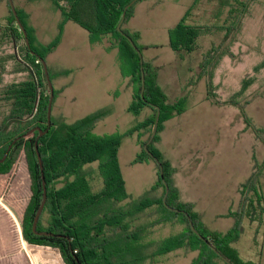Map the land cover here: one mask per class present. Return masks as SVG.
<instances>
[{
  "label": "trees",
  "instance_id": "1",
  "mask_svg": "<svg viewBox=\"0 0 264 264\" xmlns=\"http://www.w3.org/2000/svg\"><path fill=\"white\" fill-rule=\"evenodd\" d=\"M51 1L62 14L59 31L51 42L41 46L34 45L26 16L17 7L16 12L26 30L30 49L18 28L9 32L0 28L2 38L9 35L13 39L19 37L22 40V55H19L18 63L29 74L23 81L0 85V179L10 172L17 155L23 149L32 191L22 218L23 237L26 241L56 247L66 264H153L161 254L179 248L198 251L191 264H214L215 258L222 260L217 252L231 264H258L242 260L232 243L238 239L245 220L264 223V198L259 190L264 158L261 162H253L250 174L239 185L237 207L229 212L233 223L224 232L207 228L192 204L179 200L173 181L175 169L163 158L157 143L164 122L185 110L186 99L181 97L172 101L168 98L158 85L157 69L152 60L143 57L141 64L139 54L127 38L130 37L140 51L144 49L139 43V32L125 27V23L133 16L134 5L140 0L127 9L124 8L131 0ZM199 1L194 0L180 21L168 29L169 46L173 50L190 53L195 49L203 26L188 23V17ZM252 1L254 0H241L236 6L235 0V4L231 0H223L222 5L229 6L227 33L239 27ZM124 11L121 31H118L117 24ZM67 20L84 28L89 33L91 42L105 38L107 48L119 49L121 73L128 77V85L132 91L128 111L138 115L145 108L150 110L147 116L138 120L125 133L99 135L93 131L95 124L110 113V107L98 109L70 123L62 117L55 118L51 113V123L48 126L49 90L41 58L45 59L57 46L63 24ZM6 22L15 23L10 7ZM215 51L217 54H214ZM222 51L231 54L225 48L219 51V48L211 47L203 55L197 74L198 79L205 78L207 97L211 99L215 95L212 69ZM1 81L0 78V83ZM43 90L45 91L42 92ZM38 92L39 99L34 109ZM55 96L56 91L53 89V98ZM214 103H230L243 108L242 104L233 99L226 102L216 100ZM242 108L241 113L247 127L253 131L256 139L264 143L262 129L251 123ZM156 117V132L148 142ZM36 127L46 132L40 135L39 130L35 129L26 134ZM133 133H137L139 144L134 162H154L156 180L149 190L161 189L158 197L145 194L134 199L126 192L118 150L121 140ZM145 144L147 150L144 148ZM95 162L96 167H93ZM164 183L168 187L166 203L174 210L163 204ZM42 203L35 230L49 232L50 235L37 234L32 229L33 218ZM142 214L146 218L141 219ZM174 218L184 223L182 231L158 241L146 239L153 228ZM189 221L195 230H192ZM197 232L206 240L200 238ZM223 263L227 264L225 261Z\"/></svg>",
  "mask_w": 264,
  "mask_h": 264
},
{
  "label": "rangeland",
  "instance_id": "2",
  "mask_svg": "<svg viewBox=\"0 0 264 264\" xmlns=\"http://www.w3.org/2000/svg\"><path fill=\"white\" fill-rule=\"evenodd\" d=\"M193 1L140 0L134 5L133 16L125 23V27L139 32V43L144 46L141 50L142 57L146 60L154 57L156 69H159L160 75L165 79L171 72H176L175 68H179L184 76L197 75L203 55L213 46L219 48V51L223 48L230 51L231 54L222 51L212 69L215 95L210 99L213 103L216 100L226 102L233 99L242 104V110L255 127L262 129L264 137V0L250 2L239 27L230 30L229 33H227L229 21H226L229 6L222 5L223 0H200L188 17V23L203 26L197 37L196 47L190 53L178 52L169 46L168 29L180 21ZM231 1L234 3V0ZM235 1L237 6V2L241 0ZM27 7L38 35L46 44L51 42L58 33L56 23L59 12L50 7L47 0H28ZM13 24L15 31L18 25L16 21ZM70 24L68 23L64 30L62 27L61 34L63 33L64 37L58 47L45 57L49 76L53 77L51 82L54 90L57 89V83L73 77L77 79L84 75L88 77V86L84 90L76 92L75 85L66 93L67 97L70 94L75 96L72 101L70 96L68 97L70 104L66 105V109L69 108L66 122H73L82 115L109 105L110 113L93 131L99 135L123 134L140 120L141 116L128 111L131 88L128 87V77L121 73L119 49L116 47L104 49L103 43L107 40L105 38L102 42L90 45L87 31L74 23ZM0 37L2 38L1 33ZM0 41H4L3 38ZM14 41L17 45L12 54L14 53L19 60L22 55L20 49L22 40L17 37ZM3 49L0 47V51ZM186 66L190 68L187 72L184 71ZM108 85L110 88L113 87V90L111 96L105 100V93L102 90ZM205 87L207 88L205 83L193 87L189 94L191 104L186 105L191 106V109L181 117L178 128H170V132L181 136L183 140L181 146H174L173 142H170L166 147L168 158L163 154L162 156L166 160L169 159L171 166L174 167V180L177 164H181L182 167L185 165L180 158L186 155L184 151L195 139L202 141L204 146L202 151L205 154L209 149L216 153V157L208 164L209 167L201 172V177H204L203 183H200L197 190L181 194L179 200L184 202L188 196L197 200V205L203 213L201 219L203 224L211 230H222L228 219L233 223L229 212L236 209L240 197V194L239 196L236 194V199L234 198L233 180L246 179L252 170L253 162L263 160L264 143L256 139L253 131L247 127L239 105L221 103L217 104L221 106L215 108L216 110L197 107V99ZM38 99L39 92L34 109ZM54 99L55 97L53 101ZM136 139L138 141L137 133L125 136L118 150L126 192L134 199L145 194L156 197L159 188L149 190L156 180L154 162H134L139 151ZM92 166L96 167V162ZM176 178H180L179 173ZM95 184L97 185L96 181ZM259 190L264 198V169ZM31 193L30 177L22 149L10 172L0 179V264H66L56 247L28 242L23 237L22 218ZM192 206L195 209L193 204ZM145 214L141 215V219L146 218ZM184 228V223L174 218L148 234L146 239L158 241ZM232 245L242 260L264 264V223L245 220L243 230ZM175 254L178 255L174 256ZM196 256L197 251L178 249L160 256L155 264H190ZM214 264L224 263L215 258Z\"/></svg>",
  "mask_w": 264,
  "mask_h": 264
},
{
  "label": "crops",
  "instance_id": "3",
  "mask_svg": "<svg viewBox=\"0 0 264 264\" xmlns=\"http://www.w3.org/2000/svg\"><path fill=\"white\" fill-rule=\"evenodd\" d=\"M13 1H14L15 7H17L26 16V24L31 29V32L33 35L34 45L35 46L45 45L46 43L38 35V30L36 28V25L34 24V22H32L30 20L31 14H30V10L27 7L28 0H13ZM47 1L49 2L50 7H52L56 12H59V18L57 19V23H56L57 32H58L59 31V24L62 20L61 11L53 5L51 0H47ZM8 15H9L8 1L7 0H0V28L7 29L8 32L10 30L14 31L15 25L6 22ZM68 23L69 24L74 23L75 25L79 26L75 22L67 20L63 24V30H64L65 26L68 25ZM79 27L82 28L81 26H79ZM56 34L54 35V37L56 36ZM62 37H64L63 33L61 34V38L59 40V43L54 48V50L60 44ZM6 38H7V40H5V38L3 37L4 41H0V47L2 49L4 48L2 51H0V78L2 79L0 85L20 82L29 76L28 71L26 69L20 67L21 65H19L18 59L15 56L12 57V55H14V53L12 54V52L14 51V48L17 45L13 39V36L11 38L8 35V36H6ZM87 38H88V42L90 43V45L103 41V40H100L97 42H91L88 32H87ZM103 48L106 50H110L109 48H107L106 42L103 43ZM53 51H51V52H53ZM148 59L153 60V62H154L153 64L155 65V58L154 57H151ZM175 69H176V72H171V74L167 77V79L162 78V76L160 75V71H158L159 70L158 69L157 70L158 85L165 91V93L167 94V96L170 100L174 101V100L179 99L181 97H185L186 105L191 104L189 102V94H191V92H192L191 90L193 89L194 86L198 85L199 83L200 84H202V83L206 84V81L203 78L198 79L196 74L195 75L194 74H188V75L184 76V75H182L181 70L179 68H175ZM189 69L190 68L188 66H186L184 68V71L186 70V72H187ZM54 78H56V75L54 76ZM108 78H109V74L107 75V80H108ZM52 79H53V77L51 76V80ZM55 85H56V80H55ZM75 85L77 86L76 92L84 90V88L86 86H88V77L86 75L81 76L79 79H77L76 77H73L71 79L66 80L65 82H60L59 84L57 83V85H56L57 89H55L56 96H55V99L52 103V111H51L52 115L55 118H61L62 117L66 121V118H67L66 114L68 113V110H69V108L66 109V105L70 104L68 97L70 96L71 101L74 100V98H75V96H71L72 94L68 95V97H67L66 93L68 91H70L71 89H73V87H75ZM165 85H166V87H164ZM167 86H168V88H167ZM128 87H130V86L128 85ZM112 90H113V87L110 88V85H108L107 87L105 86L103 88L102 92L105 93L104 94L105 100L111 96ZM203 91L204 92H202L197 99V103H196L197 107L202 106L201 109L216 110L215 108H218L221 106V105L219 106V105L213 103L212 100L207 97V88L206 87H205V90H203ZM131 98H132V91H131ZM108 107H109V105L105 106L103 108H108ZM189 109H191V106L186 107L185 110L181 114L175 115L172 118H170L164 122L163 129L159 134L160 138H159V141L157 143V147H158L159 151L161 152V154H163L165 157H167L166 156V154H167L166 153V147L169 145L170 142H173L174 146L175 145H177L179 147L181 146V144L183 142L181 136L179 134L170 132V128L171 127L178 128V125L180 124L179 122H180L181 117H184L185 113ZM149 113H150L149 109H147V108L143 109L138 114L141 116L140 120H142ZM83 116H85V115H82V117ZM100 121H98L95 124L94 129L96 128L97 124ZM136 142L138 143L137 139H136ZM193 142H192L193 144L186 151H184V153L186 155L180 158L181 161H184L185 165L182 167L181 164H177L178 167L176 168V173H175V178H174L175 181L174 180L173 181H174V184L176 185V188L178 190L179 198H180L181 194L185 193L186 191L190 192L191 190H197L200 183H203L202 181L204 180V177H201L202 170L204 168L209 167L208 164H210L211 160L216 157V153L215 152L213 153L212 149L205 151L206 154L202 151V148L204 146L202 145V141L200 139H195ZM178 173L180 174V178H176V177H178ZM249 173H248V175H249ZM244 180H245V178L240 179V180L239 179L233 180L234 198L235 199H236V194L239 196V185ZM237 191H238V193H237ZM160 194H161V189L157 190V196L156 197L160 196ZM183 201L192 203L194 205V208H195L194 210L199 214L201 219L203 218V213H202V211H200V208L197 205V200L195 201V199L188 196V198L184 199ZM220 213H222V212H220ZM246 221H248V220H246ZM249 222H253V221H249ZM166 223L167 222L157 225L155 228H153L152 232H154L158 227H162V226L166 225ZM231 224H232L231 220L228 219V222L225 224V227L222 230H218V229H212V230L224 232V231L229 229V226H231ZM148 240L154 241L152 238L148 239ZM179 249H183V248H179ZM175 250H178V249L171 250L167 253L161 254L160 256L167 255V254H169ZM184 251H187V250H184ZM193 251H197V250H193ZM177 255L178 254H175L174 256H177ZM197 255H198V251H197ZM160 256H158L156 258V261L153 264H155L158 261V258Z\"/></svg>",
  "mask_w": 264,
  "mask_h": 264
},
{
  "label": "water",
  "instance_id": "4",
  "mask_svg": "<svg viewBox=\"0 0 264 264\" xmlns=\"http://www.w3.org/2000/svg\"><path fill=\"white\" fill-rule=\"evenodd\" d=\"M7 1H8V5H9V7H10V10L12 11V14L14 15V18H15V21H16V23H17V25H18V28L20 29V31L22 32V34H23V36H24L25 44H26V46L30 49L29 39H28V37H27V33H26V30H25L24 26H23V24L21 23V21H20L18 15H17L16 8H15V5H14V1H13V0H7ZM136 1H137V0H131L130 2H128V3L126 4V6H125L124 9H127L128 7L132 6ZM124 16H125V11L122 13L121 19H120V21H119L118 24H117V30H118V31H121V25H122V22H123V20H124ZM124 35L126 36V34H124ZM127 38H128V40H129V42L132 44V46L134 47V49L136 50V52L139 54V56H140V63L142 64L143 57H142V55H141V51H140V49L135 45V43L133 42V40H132L130 37L127 36ZM31 53H34V52L31 51ZM41 63H42V65H43V69H44L45 77H46L47 84H48V89H49V92H50V95H49V101H48V105H47V122H48L47 124H48V126H49L50 123H51V119H50V118H51V109H52V100H53V86H52V82H51V79H50V76H49V73H48V68H47V64H46L45 59L41 58ZM141 71H142V67H141ZM141 75H142V88H143V72L141 73ZM157 122H158V117H156V120H155L154 125H153V130H152V133H151V136H150L148 142L151 140V138L153 137V135H154L155 132H156ZM35 129H36V130H39L40 135L43 134L44 132H46V130L43 132V131H40V129H39L38 127H36V128H32L31 130H29L26 134H30V133H32ZM148 142H147V143H148ZM35 147H36V146H35ZM144 148L147 150V146H146V144H145ZM36 152H37V147H36ZM5 155H6V154H5ZM5 155L3 156V158L5 157ZM37 157H38L39 162L41 163V161H40V156H39L38 152H37ZM3 158H2L1 160H3ZM43 183H44V181H43ZM164 186H165V191H164V195H163V198H162L163 204H164L167 208H169V209H171V210H174L173 207L168 206L167 203H166V196H167V192H168V187H167V184H165V183H164ZM43 192H44V194H45V188H44V187H43ZM44 198H45V197H44ZM42 206H43V203L39 206V208H38V210H37V212H36V214H35V216H34V218H33V221H32V229H33L34 232L37 233V234H46V235H50L51 233H49V232H38V231L35 230V229H36V224H37V221H38V218H39V215H40V213H41ZM175 210L178 211V212H182V211L179 210V209H175ZM189 223H190V226H191L192 230H195L194 227H193V225H192V222L189 221ZM197 235H198L200 238H202L203 240H206V239H204V237H203L200 233L197 232ZM213 249H214V248H213ZM214 250H215V249H214ZM217 254H219V256L222 258V260L225 261L227 264H231L230 261H229L226 257H224L223 255H221V254L218 253V252H217Z\"/></svg>",
  "mask_w": 264,
  "mask_h": 264
}]
</instances>
